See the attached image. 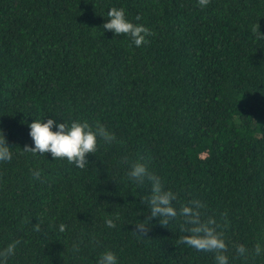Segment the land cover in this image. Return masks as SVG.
<instances>
[{
	"label": "trees",
	"instance_id": "1",
	"mask_svg": "<svg viewBox=\"0 0 264 264\" xmlns=\"http://www.w3.org/2000/svg\"><path fill=\"white\" fill-rule=\"evenodd\" d=\"M111 8L146 26L148 42L103 31ZM258 29L264 0H0V130L13 152L0 163V250L17 242L8 264H97L105 251L119 264H215L181 243L191 226L179 209L193 201L215 219L229 264H264L254 254L264 246ZM41 118L87 121L116 140L98 138L80 169L23 151ZM137 163L176 194L167 226L147 220L150 181L128 176Z\"/></svg>",
	"mask_w": 264,
	"mask_h": 264
},
{
	"label": "clouds",
	"instance_id": "2",
	"mask_svg": "<svg viewBox=\"0 0 264 264\" xmlns=\"http://www.w3.org/2000/svg\"><path fill=\"white\" fill-rule=\"evenodd\" d=\"M197 3L203 9L209 5L210 0H197ZM107 16L108 19L102 25L103 31H111L115 36L130 37L132 44L136 47L148 42L147 37L151 35L150 30L143 24L129 20L123 8H111ZM258 32L260 37L264 38V34H261L259 29ZM28 128L32 145L25 146L23 151L33 155L47 153L54 160L66 159L68 163H74L80 169L88 165V155L97 151L98 138L108 144L116 140L115 135L103 126H97L93 130L87 121H72L67 124L64 121L58 123L54 118H49L45 122L41 118L28 124ZM12 159V147L8 145L3 131L0 130V163L11 162ZM33 175L39 179L40 172L36 171ZM128 176L130 180L138 184L145 180L150 181L151 193L145 201L149 212L147 220L158 219L160 224L167 226L169 221L178 215V210L173 206L176 194L171 190H165L160 178L151 173L142 163L133 165ZM201 207L199 201H193L191 205H185L179 209V215L184 217L185 224L191 226L187 229L189 234L181 239V243L197 251L214 253L215 264H229V256L226 254L228 245L222 233L218 231L215 219L209 217L205 221L201 218ZM106 225L109 228L115 226L111 219L106 221ZM136 228L141 233L147 231V226L143 223L137 224ZM59 231H65V225L61 224ZM16 243L13 242L0 250V264H8V259L15 254ZM236 252L246 257L248 249L240 245L236 248ZM262 253H264V246L258 243L254 254L260 256ZM97 264H119V260L112 251H105L101 254Z\"/></svg>",
	"mask_w": 264,
	"mask_h": 264
}]
</instances>
